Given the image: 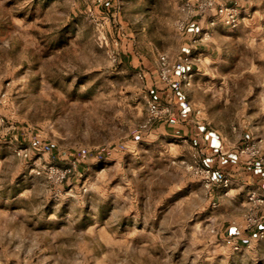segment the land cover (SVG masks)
I'll use <instances>...</instances> for the list:
<instances>
[{"label": "rangeland", "instance_id": "rangeland-1", "mask_svg": "<svg viewBox=\"0 0 264 264\" xmlns=\"http://www.w3.org/2000/svg\"><path fill=\"white\" fill-rule=\"evenodd\" d=\"M186 1L0 0V264H264V226L246 228L263 178L213 162L205 187L187 169L205 148L165 125L184 103L219 152L264 157V0H225L237 28L180 32ZM151 101L169 112L144 128Z\"/></svg>", "mask_w": 264, "mask_h": 264}, {"label": "built area", "instance_id": "built-area-1", "mask_svg": "<svg viewBox=\"0 0 264 264\" xmlns=\"http://www.w3.org/2000/svg\"><path fill=\"white\" fill-rule=\"evenodd\" d=\"M102 0H94L95 3H100ZM184 16L178 22V29L180 32H185L188 28L191 20L197 16H206L209 14H214L217 19L219 18L221 22L231 28H237L242 22V16L239 9L235 6L229 5L225 0H196V1H186L183 5ZM90 17L98 26H103L102 21L96 12H90ZM215 21H212V25ZM113 58L116 60L117 56L114 55ZM186 60H188L186 58ZM177 70V65L170 61V59L163 55L160 58V79L164 83H172L174 78V73ZM193 74H183L182 80L186 85H191ZM169 109L164 110L157 102L151 101L149 103V118L145 123L144 128L152 125V123L166 115ZM24 152V151H23ZM27 156V153L24 154ZM238 157L249 166H254L257 164H264V157L260 145L256 142H244L237 149ZM187 169L198 176L205 187L211 189L214 187L216 180L214 179V171L212 168L206 164H200L197 161L194 163L187 164ZM43 172L57 184L63 183L69 178L70 171L62 170L53 165L47 166ZM41 174V171H38ZM224 186H229L228 180H223ZM249 202L252 205L251 212L246 216V228L249 230H254L264 226V213L261 212L260 207L264 205V197L257 192H251L249 194ZM262 235L264 232L261 233Z\"/></svg>", "mask_w": 264, "mask_h": 264}, {"label": "crops", "instance_id": "crops-1", "mask_svg": "<svg viewBox=\"0 0 264 264\" xmlns=\"http://www.w3.org/2000/svg\"><path fill=\"white\" fill-rule=\"evenodd\" d=\"M180 107L176 108L177 113L173 114L168 121H166L165 125L169 128L170 131L174 133L175 136L178 137H187L189 139L194 140V142L198 143L201 147H204L207 153V156L210 160H205V164L212 167V164L218 162L219 164L225 165L228 162L236 161L233 163L234 167L238 166L240 169H243V174L246 175L244 178L248 179L249 184H251L252 180L255 178H263V180L259 181L258 188L260 191L264 192V170L263 166L260 164L249 166L246 165L242 160L239 159L237 153L236 155L227 156L224 152H219L220 144L222 143V137L219 136L217 131H213L208 127H195V125H191L190 127L184 126L183 121L187 119V124H191L192 120L190 111L188 110L185 113L186 105L184 103H180ZM180 109V110H179ZM197 136V137H195ZM217 179L216 181H218ZM232 183V182H231ZM250 186V185H249ZM250 189L253 187L250 186ZM247 238L253 237L252 233H248Z\"/></svg>", "mask_w": 264, "mask_h": 264}]
</instances>
